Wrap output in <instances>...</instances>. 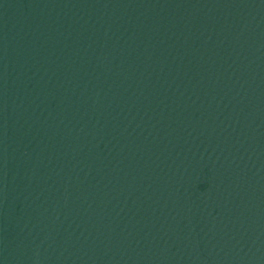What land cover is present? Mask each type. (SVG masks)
<instances>
[{"label":"water","instance_id":"95a60500","mask_svg":"<svg viewBox=\"0 0 264 264\" xmlns=\"http://www.w3.org/2000/svg\"><path fill=\"white\" fill-rule=\"evenodd\" d=\"M0 264H264V0H0Z\"/></svg>","mask_w":264,"mask_h":264}]
</instances>
